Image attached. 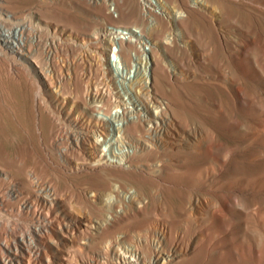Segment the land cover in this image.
<instances>
[{
  "label": "bare ground",
  "instance_id": "bare-ground-1",
  "mask_svg": "<svg viewBox=\"0 0 264 264\" xmlns=\"http://www.w3.org/2000/svg\"><path fill=\"white\" fill-rule=\"evenodd\" d=\"M15 1L0 0V79L33 83L35 113L25 110V144L17 162L9 157L16 171L0 166V264H74L85 249L88 264H193L212 238L203 219L222 204L206 184L216 183L212 171L204 183L197 166L205 130L177 91L202 78L186 63L218 35L201 32L185 0H98L102 24L76 32L40 9L48 0H26L21 16L8 9ZM193 2L222 25L240 20L238 10ZM122 193L142 217L107 227Z\"/></svg>",
  "mask_w": 264,
  "mask_h": 264
},
{
  "label": "rangeland",
  "instance_id": "rangeland-1",
  "mask_svg": "<svg viewBox=\"0 0 264 264\" xmlns=\"http://www.w3.org/2000/svg\"><path fill=\"white\" fill-rule=\"evenodd\" d=\"M151 1L156 8V0ZM185 1L198 13L201 32L207 34L211 29L215 36L218 35V43L211 52L201 48V59L195 64L186 63L187 67L198 68L202 78L199 76L198 80L180 82L181 88L177 91L185 110L199 119L205 130L197 166L204 183L212 171L216 183L209 181L206 184L209 187L218 186L222 204L203 219L211 228L212 238L201 240L197 248L198 257L193 264H263L264 13L260 12L262 7L255 0H206L214 8L225 6L229 12L233 9L239 11L237 14L241 21L222 25L212 13L202 10L193 0ZM141 2L145 8V0ZM148 5L151 7V4ZM101 6L98 0H48L40 9H51L55 22L76 32L90 23L99 21L102 24L104 19L93 12ZM8 9L21 16L30 9V4L26 0H16L9 4ZM157 11L160 9L157 8ZM105 14L118 17L115 6L109 3ZM117 49L119 51L120 47ZM2 60L0 63L5 62ZM210 71L213 76L207 79L205 75ZM11 77L3 75L0 79V166L13 173L16 165L9 157L17 162L20 149L25 144L21 129L25 122V110L31 107L35 113L36 86ZM28 86L32 89L31 100H27L26 96ZM29 147L36 152L41 149L35 142ZM124 196L122 193L111 198L110 201L118 204V208L114 212L106 211L104 223L107 227L122 219H132L136 215L142 217L141 209L130 207L129 198ZM170 203L175 206L177 202L172 198ZM102 247L100 244L97 249ZM85 250L74 252V264H88L89 255ZM2 255L0 252V257Z\"/></svg>",
  "mask_w": 264,
  "mask_h": 264
}]
</instances>
